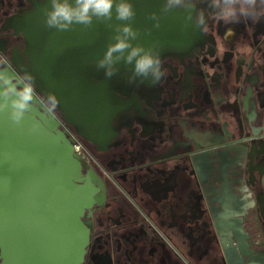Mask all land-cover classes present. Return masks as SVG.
Segmentation results:
<instances>
[{
  "label": "flooded vegetation",
  "instance_id": "obj_1",
  "mask_svg": "<svg viewBox=\"0 0 264 264\" xmlns=\"http://www.w3.org/2000/svg\"><path fill=\"white\" fill-rule=\"evenodd\" d=\"M132 3L142 25L164 0ZM48 5L0 0V54L18 70L33 67L27 33L40 29ZM200 10L206 31L183 9L162 16L165 74L155 85L130 84L132 70L106 79L97 69L106 25L71 30L78 54L95 57L78 71L114 99L112 114L82 136L58 108L38 110L71 148L80 146L79 154L72 148L79 184L93 191L80 219L88 231L81 264H229V221L249 254L236 252L235 264L264 260V18L225 24L211 18L207 0H197L192 15Z\"/></svg>",
  "mask_w": 264,
  "mask_h": 264
},
{
  "label": "water",
  "instance_id": "obj_2",
  "mask_svg": "<svg viewBox=\"0 0 264 264\" xmlns=\"http://www.w3.org/2000/svg\"><path fill=\"white\" fill-rule=\"evenodd\" d=\"M147 17L142 25L133 22V27L140 30L133 43L147 47L158 41L160 48L161 27L147 34L145 30L153 24ZM103 27L100 34L105 35L100 44L106 50L113 33ZM39 28L27 33V56L33 65L30 72L36 77L37 91L57 95L61 118L78 134L95 130L104 116L112 114L114 102L105 87L96 88L85 72L78 71L79 66L95 57L78 54L77 31L58 32L44 23ZM72 34H76L74 39ZM89 34L86 32L84 39L87 43ZM118 67L115 75L132 70L131 65L122 62ZM33 115L42 123L37 134L28 131ZM80 170L72 148L38 111L29 113L22 126H14L0 114L1 264L82 263L88 231L80 219L94 198L90 187L79 184ZM226 234H232L236 242V249L224 251L227 262L235 264L237 253L248 257L230 221ZM245 264H264V260L249 258Z\"/></svg>",
  "mask_w": 264,
  "mask_h": 264
},
{
  "label": "clouds",
  "instance_id": "obj_3",
  "mask_svg": "<svg viewBox=\"0 0 264 264\" xmlns=\"http://www.w3.org/2000/svg\"><path fill=\"white\" fill-rule=\"evenodd\" d=\"M197 0H164L160 12H151L148 19L152 27L145 30L151 34L161 27V18L177 9H183L186 21H191L202 31L207 30V17L203 10L197 11ZM211 18L225 24L238 23L241 18L258 22L264 18V0H207ZM44 24L58 32L73 30L77 25L91 28L94 22L112 29L114 36L107 44L102 58L96 61L97 69H103L105 78H111L119 71L118 65H131L130 84L148 81L157 84L164 76L159 42L152 46L133 43L140 36V30L133 27L137 15L132 0H49L43 9ZM115 21V23H114ZM229 32L232 30L229 29ZM139 78V80H138ZM59 98L54 92L41 94L37 91L36 77L27 70H18L10 59L0 54V114H4L14 126H22L29 113L42 110L55 115ZM42 129L41 120L32 116L29 133L37 134Z\"/></svg>",
  "mask_w": 264,
  "mask_h": 264
},
{
  "label": "built area",
  "instance_id": "obj_4",
  "mask_svg": "<svg viewBox=\"0 0 264 264\" xmlns=\"http://www.w3.org/2000/svg\"><path fill=\"white\" fill-rule=\"evenodd\" d=\"M72 148L74 153L79 154L80 146L78 144H74Z\"/></svg>",
  "mask_w": 264,
  "mask_h": 264
}]
</instances>
